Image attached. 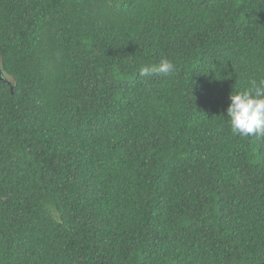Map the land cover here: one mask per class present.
Listing matches in <instances>:
<instances>
[{"label": "trees", "instance_id": "16d2710c", "mask_svg": "<svg viewBox=\"0 0 264 264\" xmlns=\"http://www.w3.org/2000/svg\"><path fill=\"white\" fill-rule=\"evenodd\" d=\"M0 66V264H264V136L227 116L264 0H0Z\"/></svg>", "mask_w": 264, "mask_h": 264}, {"label": "clouds", "instance_id": "9594fccd", "mask_svg": "<svg viewBox=\"0 0 264 264\" xmlns=\"http://www.w3.org/2000/svg\"><path fill=\"white\" fill-rule=\"evenodd\" d=\"M175 71V65L167 58L158 64L142 67L141 77L164 74ZM231 103L227 108V116L233 134L240 136H264V78L249 82V87L233 92Z\"/></svg>", "mask_w": 264, "mask_h": 264}, {"label": "water", "instance_id": "95a60500", "mask_svg": "<svg viewBox=\"0 0 264 264\" xmlns=\"http://www.w3.org/2000/svg\"><path fill=\"white\" fill-rule=\"evenodd\" d=\"M8 82V83H10L5 77H4V75H3V71H2V68H1V66H0V82Z\"/></svg>", "mask_w": 264, "mask_h": 264}]
</instances>
